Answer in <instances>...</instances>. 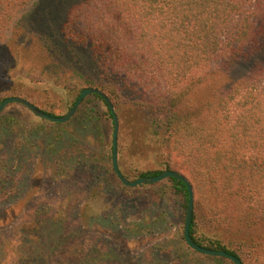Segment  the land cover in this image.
Returning <instances> with one entry per match:
<instances>
[{"label": "trees", "instance_id": "trees-1", "mask_svg": "<svg viewBox=\"0 0 264 264\" xmlns=\"http://www.w3.org/2000/svg\"><path fill=\"white\" fill-rule=\"evenodd\" d=\"M30 1L0 0V33L12 28ZM40 1L20 17L15 41L1 44L0 35V102L20 96L56 116V103L30 97L26 87L50 71L101 90L128 139L126 145L118 142L123 176L132 180L165 170L183 174L194 189L192 240L233 254L243 264H264V235L244 233L264 224V0H80L68 9L43 7ZM62 92L68 111L80 90L75 86ZM84 104L82 116L99 121L100 115L113 130L110 111L99 96L85 98L78 114ZM13 120L5 123L8 128L0 126V139L13 135ZM35 134H25V141ZM10 147L0 157V206L16 204L29 185L26 177H32L29 158L19 173L10 167ZM143 151L156 159V167L138 169L133 153ZM65 155L66 160L45 163L35 201L17 227L0 233V264H26L30 258L28 264H107L117 258L114 248L103 247L98 239L63 238L65 219L52 222L60 207L64 215L68 204H78L87 191V183L77 181L79 170L68 168L75 154ZM99 165L116 185L135 190L122 186L110 165ZM154 187L162 197L172 195L178 216L185 214L187 190L181 181L169 178ZM117 215L107 220L109 225H123L121 213ZM35 224L52 225L53 235L45 234V242L53 243L49 248L25 243L29 234L24 226ZM19 226L21 235L15 231ZM184 246L193 255H177L172 264H234Z\"/></svg>", "mask_w": 264, "mask_h": 264}, {"label": "rangeland", "instance_id": "rangeland-1", "mask_svg": "<svg viewBox=\"0 0 264 264\" xmlns=\"http://www.w3.org/2000/svg\"><path fill=\"white\" fill-rule=\"evenodd\" d=\"M36 1L38 0H31L27 7L18 14L11 29L0 33L2 35L1 44L11 40L15 41L20 17L33 9ZM79 1L41 0L40 5L43 7L53 6V8L68 9ZM47 74L48 77L40 82L26 83V87L29 89V96L43 97L45 101L48 100L51 104L56 103L55 115H64L67 112L63 104L66 102V97L62 89L68 92L69 88L76 86L81 91L87 86L66 75H57L52 73V71ZM86 107L88 105L84 104L80 114L76 111L69 121L59 125L45 122L35 117L25 107L15 103L9 104L1 113L0 126L5 124L9 118L14 119L10 122L14 133L13 135H5V138L2 137L0 139V157L7 150L6 145L8 144L11 146L9 150L14 156L9 163L10 167L12 165L15 166L16 172L19 173L24 169L23 166L26 163L24 160L29 158L32 161L29 170L32 177H26V184L29 185L19 195L20 197H18L16 204L10 202L0 206V233L4 231L9 234L14 226L17 227L19 218L21 216L24 218L27 209L35 201L34 196L40 183H42L40 181L41 177L45 176V168L49 165L45 163H49L50 159L52 162H60L63 156L66 157L64 159L66 160L69 156L65 154L74 153V163L70 164L68 168H77L79 170L77 181L81 184L87 183V191L83 195V200L78 204L74 206L68 204L69 208H65L64 215L61 214L63 209L60 207L61 213L57 212L52 218L53 223L60 222L63 219L66 220L68 227L62 233L63 238L69 237L70 234L71 242L83 238L89 240L98 239L103 247L114 248L112 250L115 251L117 258H115L114 262L110 261L107 264H163V262L164 264H172V260L177 255V257L181 255L186 258L191 257L193 254L186 250L185 244L181 243L180 238L183 235L185 214L180 213L179 216L177 215L176 212L178 211L171 194L167 197H162L163 194L159 193V190L157 191L154 187L156 184L144 185L136 187L133 191H127L123 187L116 185V181L114 183L112 178L107 177L105 169H100L99 164L104 166V168L108 167V165L111 166V160L108 161V156L111 157L109 144L110 140L112 143L113 130L110 129V121L100 117V115L98 116V113L99 121H97L96 115V119L91 115L82 116V113L86 111ZM97 124L98 126H96ZM3 127L8 128L6 124ZM120 129L119 124L118 142L120 139L122 145H126L128 144V139L124 132L121 134ZM28 132H37L33 138L29 139L30 142L24 139V135L28 134ZM51 141L54 144H50L52 143ZM49 149H52V151L49 152ZM33 150H36V152L30 154ZM25 154H28V156L25 157ZM133 154L135 155V165L139 170H150L156 167V159H148L144 151ZM138 154L140 158L137 157ZM85 167L88 168L86 172H84ZM55 169L59 170V165H56ZM48 180L49 177L46 181L47 184ZM71 181H74L73 176ZM75 193L76 198L78 191ZM80 193H83V191L81 190ZM117 213H121V217L124 220L123 225L118 227L109 225L107 220L118 218ZM6 219L5 225L3 220ZM110 224H113V222H110ZM38 226L37 224L34 227L24 226V231L26 230L29 234L28 237H24V241L35 249L49 248L53 243L45 242V234L47 233V236L48 234L49 236L53 235L52 225L50 228H48V224L42 227ZM20 228L21 226L15 231L19 232ZM244 233L251 237L262 238V235H264V224H260L250 230H244ZM56 238L58 237L55 235L53 239ZM36 242H39V244L35 245ZM262 249L264 251V246H262ZM31 259H26L25 263H30ZM262 259H264V255L260 257V261ZM198 263L210 264L206 260H198ZM186 264H189V261Z\"/></svg>", "mask_w": 264, "mask_h": 264}, {"label": "water", "instance_id": "water-1", "mask_svg": "<svg viewBox=\"0 0 264 264\" xmlns=\"http://www.w3.org/2000/svg\"><path fill=\"white\" fill-rule=\"evenodd\" d=\"M91 95L99 96L104 103L106 104L108 110L110 111L112 122H113V133H112V148H111V168L116 176L117 180L124 187L128 188H136L144 185H154L165 179L173 178L181 181L187 190V206L185 210V218L183 225V240L185 244L193 251L211 257H221L230 260L234 264H243L242 261L233 254H230L223 250H213L202 247L196 244L191 236H190V227L192 222L193 208H194V189L191 182L181 173L175 171L165 170L159 173L156 176H143L136 178L134 180H129L123 176L122 172L119 169L118 165V131H119V120L115 111V108L111 102V100L99 89L86 87L82 89L74 102L73 106L61 116H54L42 111L37 106L33 105L28 100L18 97L11 96L0 102V115L4 111V109L12 103L19 104L25 107L30 113H32L35 117L40 118L42 120L51 122V123H65L69 121L72 116L76 113L78 107L82 103V101Z\"/></svg>", "mask_w": 264, "mask_h": 264}]
</instances>
